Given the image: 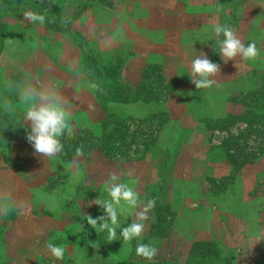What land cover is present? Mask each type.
Masks as SVG:
<instances>
[{
	"label": "crops",
	"instance_id": "obj_1",
	"mask_svg": "<svg viewBox=\"0 0 264 264\" xmlns=\"http://www.w3.org/2000/svg\"><path fill=\"white\" fill-rule=\"evenodd\" d=\"M258 3L259 6L252 23L248 22L247 25L243 23L244 26L241 24L239 28L237 26L236 33L240 34L245 43L249 42L247 38H257L258 46H264V0H259ZM159 14H162L164 18L168 17L166 15H172V12H168L165 7L162 10L152 8L150 12L142 15L149 19V16L158 17ZM194 16L198 24H194L190 30V38L183 37L188 32L180 28L173 27L172 31H164L165 29L158 25L140 24L139 26V22L134 23L128 28L130 30L129 46H133L130 51H134L129 57L137 63L136 69L123 67L120 72L117 70L118 72L112 76L107 74L108 82L104 81L99 89L90 87L91 84H96L94 76L88 72H82L83 54L76 55L75 70L72 59V65L69 64L68 73L65 71L64 76L53 79L55 76L50 72L48 77H46L47 73L43 74V71L38 73L39 79L53 80L70 96L67 106L71 112L72 141L79 142L83 139L81 131L100 133L104 126L105 130L110 131V128L114 126L115 116L121 115L128 118L125 124L128 129L125 142L117 140L118 148L112 150L104 146L97 145L96 147L97 165L94 168H86V172L87 170L88 172L93 171L91 174L95 177V183L88 181L85 187H91L94 184L96 186L94 190L96 193L89 197L73 196L70 190L67 196V191L64 193L62 185L56 183L58 175L77 172L73 168L76 161H78L77 166L79 164L82 167L87 166L88 156L85 150L86 155L80 157L75 156V151L68 155L65 154L66 151H63L58 158H48L35 153L26 141L28 122L24 121L26 105L20 100V91L22 92L23 86L19 80L25 78L27 72L21 73L19 64L23 59L20 56L13 59L10 56L11 48L4 43L0 52V68L4 69L2 78L6 80L4 82L6 87L0 89V106L3 107H1V112L9 113L0 118V136L1 138L7 136L5 130L8 131L10 127L16 133L9 136L8 142L12 145L24 144L25 157L31 158L34 163H38V159L46 160L44 162L49 167L45 169V172L42 168L43 164L41 167L38 165L37 169L31 166L25 171L24 169L17 170L18 175L29 176L25 183L28 191L45 189L43 184H46V180L50 184L54 183L44 197L45 199L42 200L44 208L47 207L53 215L37 214L25 217V219L30 217L29 223L33 224V229L20 224L28 235L33 236L34 240L36 238L37 241L39 235L41 238L38 239L50 238L48 233L53 230L52 225L62 221L67 223L74 221L80 224L82 232L78 239L86 238L91 241L98 239L99 233L87 224L85 215L93 217L94 212L97 216L103 215V210L98 205L96 210L90 211L93 208L92 205L84 210L83 203L86 205L90 203L89 198L103 199L100 188L104 185L109 173L114 172L119 175L121 182L127 180L133 183L136 191L139 190L138 187L150 191L153 185L156 187L163 183L159 189L155 188L162 194L166 193L167 188L164 186L169 180V175L172 180L168 188L170 205L167 204L166 216L168 218V214L173 215L174 211L176 212V231L190 239L212 243L219 249L217 245L232 249L235 253L233 264H264V180L261 179L264 174V149L252 154L251 159L250 155H245L243 152L239 160L240 165L235 166L233 159L238 160L239 155L230 156L231 150L224 148L222 142L228 135H237L235 133L243 131L245 128L243 120L237 121L229 129H204L208 126L207 122L224 118L238 109L242 110V93L262 87L264 84V49H260L258 59L245 60L237 56L234 60L225 63L218 52V37L212 30L213 23L208 20L204 22L199 13H194ZM140 31L144 32V37H137L134 34ZM181 32L184 34L180 35ZM259 40L263 43L260 44ZM121 42L122 38L119 35L107 48L113 50L114 57L124 54ZM166 45L172 52L164 50L163 47ZM176 47H181V51H187V49L188 51L186 54H181L182 58L176 59L173 58L175 54L173 48ZM198 47H205L206 56L220 65V74L213 78L216 83L210 88L195 89L188 76L192 59L201 55L197 51ZM65 56V54L62 55L59 64H56V61H48L50 69L59 67ZM119 59L117 58L118 62L114 63L123 64L127 60L124 57ZM78 61L80 64H76ZM24 63L26 67L22 66V68L27 70V63L23 60ZM14 82L17 85L13 86ZM169 86L171 87L168 88ZM260 90L263 92L264 86ZM238 95L240 103L233 102L232 97ZM5 105H10L13 110L7 111ZM151 128H155L153 135L150 132ZM76 133L79 137H75ZM65 139L71 140L67 137ZM139 143H144V146L139 148ZM130 146L134 148L131 149ZM29 147L32 149H28ZM137 153L140 155L137 156ZM13 155L16 158L19 157L16 152ZM13 157L8 155V158L14 162ZM123 162L124 165L120 164ZM128 169L134 170L132 176L127 175ZM11 171L15 173L14 170ZM82 171L84 173L83 168ZM42 174H44L43 179L40 181L39 176ZM223 180H226L223 190L214 193L213 183L216 186L215 183ZM71 198H74L76 202L73 203ZM70 202L72 205L66 207ZM147 215L148 219L144 221L146 224L144 238L150 235L154 223L149 212ZM121 216L122 213L120 223L126 226L128 222L124 221ZM8 221L9 218L5 222L8 223ZM1 222H3L2 219ZM92 230L94 232L91 233ZM119 231L117 229V232ZM45 233L47 235H44ZM75 234L77 236V232ZM75 249L81 256L87 254V250L81 243H77ZM220 251L222 252L221 249ZM17 253L25 254L29 251L18 247ZM35 253L42 255L40 250L34 252L33 255ZM28 260L30 259L27 258L21 264H41L36 261L29 263Z\"/></svg>",
	"mask_w": 264,
	"mask_h": 264
},
{
	"label": "rangeland",
	"instance_id": "obj_2",
	"mask_svg": "<svg viewBox=\"0 0 264 264\" xmlns=\"http://www.w3.org/2000/svg\"><path fill=\"white\" fill-rule=\"evenodd\" d=\"M258 1L259 0H0V11L4 15V20L7 21L4 30V43L11 48L10 56L13 59L20 56L27 63V70L22 68V66L25 65V63L23 64V60L19 64L21 73L27 72L25 78L23 77L19 80L23 88L27 83L38 78L37 75L40 71H43V74L47 73L46 77H48L50 72L55 76L53 79L61 77V75L64 76V74L68 73L69 64L72 59L73 69L75 70L74 62L76 61V55L80 56L83 54L82 72H88L93 75L95 78L94 82L96 85L98 82L97 89H99V86L104 83V81L108 82L107 77L114 75L118 72L117 70L120 72L123 67L131 70L136 69L137 63L131 59L132 57H129L130 53L134 51H130L133 46H129L130 30H128V28L133 26L134 23L139 22V26L140 24L158 25L163 27L165 29L164 31H172L171 28L173 27H175V29L180 28L188 32V34H184L183 32L179 34L182 35L183 33V37L190 38V30H192L194 24H198V20L196 21L194 13H199V15L203 17L202 19H204V22L208 20L211 23H227L236 32L241 24L245 23L247 25L248 22L252 23L259 6ZM163 7H165L168 12H172V15H166L168 17L163 18L162 14H159L158 17L155 15L152 17L149 16V19L142 15L150 12L152 8H160L162 10ZM29 10L44 15L45 22L40 24L39 22L29 23L26 21L23 18V13ZM117 27L122 30V35H120V37L122 38L121 44L124 48V54H121L120 57H114L113 50L107 49L109 48L108 46L113 43L112 37L116 34ZM90 32L92 33L91 35ZM134 34L137 37H144L143 31L134 32ZM236 34L242 40L240 34H238V32ZM102 38L103 40H101ZM219 38L222 39L223 37L221 36ZM247 39L249 42L255 41L259 50L264 49V46H258L256 41L257 38ZM140 41L143 42L142 39H140ZM260 41L261 40H259V42ZM261 43L263 42H260V44ZM163 48L168 52H172L167 45ZM204 48L198 47L197 51L202 54V52L204 53ZM142 49L144 50L145 47ZM173 49L175 50L173 58L176 59L182 58L181 54H186L188 51V49L187 51H181V47ZM64 54L66 56L62 59V64L57 68L52 67L50 69L48 61H56V64H59ZM258 56L255 59H258ZM123 57L128 60H126L127 62L124 61L125 63L122 61L124 65L122 63H114L115 61L118 62L117 58L121 60ZM76 64H80L79 61L76 62ZM102 66L104 70H102ZM3 74L4 69L0 68V89L6 87V85H4L6 80L2 78ZM48 80L51 79H45L43 81ZM15 85H17L16 82L13 83V86ZM263 86L264 84H262V87ZM262 87L260 89H262ZM59 89L66 100H68L70 96L67 95L65 89ZM257 96L261 97V99L258 100L259 107L264 108V96L261 91L257 93ZM234 98H232L233 102L240 103L239 95ZM251 104L254 105V102L252 101ZM255 105H257V103ZM1 107L2 106H0V118H2V115H8L9 113L1 112ZM249 109H251V107ZM242 111L243 107L242 110L238 109L232 114L239 116ZM260 120L262 122L264 118ZM211 124L215 125L214 120L207 122L208 126L204 127V129L213 130ZM150 132L151 135H153L155 128H151ZM259 132L254 127L248 131L244 130L241 132V136L237 138L238 140L230 138L227 142L223 141L222 146L231 150L229 153L232 157L242 155L244 152V154L250 155L251 158L253 153L264 149V137L259 135ZM5 133L7 136L3 138L0 136V197H4L0 199V264H19V262L21 264L27 258L30 259L28 260L29 263L36 261L41 264H182L183 262H190L192 264L194 263L193 261L198 258L200 250L205 247L203 245L200 246V244L195 245L197 242L202 243L201 241L190 239L183 236L181 232L175 230L177 221V214L175 211L173 215L168 214L169 217L167 218V204L169 203L170 205L168 188L172 180V177L169 178V175V180L166 181L167 183L164 186V188H167L164 194H162L161 191L157 192L158 190H155L157 187L159 189L163 183L161 185H156V187L153 185L150 191H146L141 187H138L139 190H137L140 193V199H155L156 205L149 213L153 222H159V228H155L153 236L150 234L151 236L149 238L143 237L146 235L145 227L142 236L129 243L123 242L122 239L109 242L106 239V232L99 233V238L97 240L94 239L91 241V239L88 240L86 238L78 239L82 232L80 224L74 221L69 223L62 221L59 224L55 223V225H52L53 230L48 233L50 238L44 239L43 237V239H38L39 237L41 238L39 235L37 242L36 238L34 240L33 236L28 235V232L23 230L20 224L30 228L33 226L32 223H29L31 219L30 217L29 219H25V217L35 216L37 214L53 215V212L47 209V207L44 208L42 204L44 202L42 200L45 199L44 197H46L48 190L54 183L50 184L48 180H46V184H43L45 185V189L39 188L38 191H28L29 189H26L27 184L25 183L28 181L29 176H20L17 174V170L24 169L25 171V169L31 166L37 169L38 165L41 167V164H43L44 167L42 168H44L45 172V169H48L49 166L44 162L46 160L38 159L39 162H35V164L32 162L31 158H26V147L24 144L12 145L8 142L9 136L14 135L16 131L11 130L9 127L8 131L5 130ZM238 133H240V131L235 134ZM84 139L86 140L84 141ZM235 141H237V143ZM61 142L64 145L63 151H66V155L71 154L77 147L83 145L88 156V164L84 167L80 164L77 166L78 161H76L73 164V168L76 169L77 172L74 171L71 174L67 173L63 175L59 173L60 175H58L59 178L56 183L62 185L64 193L67 191V196L69 190L72 191L71 194L73 196L84 195L89 197V195L95 194V184L91 186L94 189L85 187V183L88 181L95 183V177L91 174L93 171L88 172L87 170L86 172L87 167L94 168L95 165H97L95 140L91 136L89 138L83 137L81 141L75 142V140L72 141L71 139L68 141L63 137L61 138ZM141 146L143 147L144 143H139V148H141ZM130 147L131 149L134 148L133 146ZM28 149L32 148L29 147ZM14 152H16L19 157L16 158L15 155H13ZM9 154L14 156V162L11 158H8ZM139 155L140 153H137V156ZM85 161L86 160H84V162ZM120 164L124 165V162ZM82 168L84 169V173ZM11 170H14L15 173ZM43 175L44 174L39 176L40 181H42ZM261 179L264 180V174ZM123 182L129 183L130 186L133 187V183L127 180ZM215 184L216 186H214L213 183L215 188L212 186V191L214 193L221 192L225 187L226 180ZM100 193L104 196L103 199L108 198L107 193L104 191V185L100 188ZM89 199L91 202L92 198ZM70 200H73V203L76 202L74 198ZM33 204H36V206H33ZM70 204L71 202L68 203L66 207H68V205L70 206ZM83 204L84 210H86V203ZM96 206L97 205L92 204L93 208L90 211L93 209L96 210ZM92 215L94 218L97 216L96 212ZM163 216H165L164 219ZM121 217L124 221L128 223L131 222L132 217L127 209H125ZM7 218H9L8 223L5 222ZM1 219L3 222H1ZM24 222H26V224ZM33 228L34 227L30 229ZM76 232L77 236L75 234ZM92 232L94 231L92 230L91 233ZM44 235L47 234L45 233ZM117 235H119V232H117ZM146 239L148 241L144 242ZM97 241L98 243H96ZM48 242L65 248L64 258L62 260H56L51 255L46 248ZM67 243H69V246ZM77 243L83 245L88 255L85 254L81 256V254L77 252L75 249ZM137 243L153 245L158 249L157 254L152 260L137 256L135 253ZM214 246L216 247V245ZM217 246L220 247L222 253L232 254L235 257V253L232 249L228 247L223 248L221 245ZM18 247L25 248L29 253H17ZM37 248L42 251V255L36 253L33 255L34 252L38 251ZM45 251L46 253H44Z\"/></svg>",
	"mask_w": 264,
	"mask_h": 264
},
{
	"label": "clouds",
	"instance_id": "obj_3",
	"mask_svg": "<svg viewBox=\"0 0 264 264\" xmlns=\"http://www.w3.org/2000/svg\"><path fill=\"white\" fill-rule=\"evenodd\" d=\"M23 18L29 23L45 22V16L33 11H25ZM212 30L219 45V55L227 63L234 60L237 56L245 60L255 59L260 50L255 41L245 43L227 23L221 24L214 22ZM92 33L90 32V35ZM122 35V30L117 27L116 35ZM220 74V65L211 61L205 53L195 57L191 61L190 72L188 74L190 82L195 89L210 88L216 80L213 79ZM11 87V85H10ZM90 87L98 88V85L91 84ZM20 100L26 105L24 121L28 122L25 139L32 146L35 153L48 158H58L63 154L64 145L61 138L72 139L73 126L71 124V112L68 110V101L53 81H43L36 78L27 83L20 95ZM7 111H12L10 105H5ZM84 155L83 145L75 149V156ZM134 170L128 169L127 175L132 176ZM104 191L107 199L95 198L87 203L98 205L103 210V215L93 218L85 215L87 224L98 233L107 234V241L111 242L122 239L129 243L142 236L145 230L144 221L148 219L147 213L155 207V199L150 198L146 201L140 199V193L129 183L120 181V176L116 173H109L104 181ZM4 197H0L3 199ZM127 209L132 217L131 222L122 226L120 214ZM119 229V235H117ZM258 241V240H257ZM46 248L56 260L64 258L65 248L52 242L46 244ZM158 249L151 244L137 243L135 253L147 260H152L157 254Z\"/></svg>",
	"mask_w": 264,
	"mask_h": 264
},
{
	"label": "trees",
	"instance_id": "obj_4",
	"mask_svg": "<svg viewBox=\"0 0 264 264\" xmlns=\"http://www.w3.org/2000/svg\"><path fill=\"white\" fill-rule=\"evenodd\" d=\"M2 9V6H1ZM4 15L0 11V52L2 51V48L4 46V30H5V24L6 20H4ZM104 67L102 66V70ZM169 86L168 88H170ZM261 91V93L264 96V91L260 90V88H256L255 90H251L248 92L242 93V101L241 103L243 104V111L239 116L229 114L224 118H219L214 120L215 125L211 124L212 129L213 128H219V129H229L231 126H233L237 121L243 120L245 124V130H250L253 127L258 130L262 137H264V120L261 122L260 119L264 118V108L259 107V102L258 100L261 99L260 96H257V93ZM234 98V97H232ZM236 99V98H234ZM233 99V100H234ZM244 99V100H243ZM252 101L254 102V105H252ZM257 103V105H255ZM251 107V109H249ZM128 118L125 116H115L114 118V126L110 128V131L105 130V126L102 128L100 133L91 132V131H81L83 133L84 137H91L95 139V146L97 145L99 147L104 146L108 150H112L113 148H118L116 145V142H125V137L127 136V126L125 125L127 122ZM124 124V126H123ZM259 124V125H258ZM257 125V126H256ZM126 126V127H125ZM104 129V130H103ZM238 133L237 135H228V137L224 140V142H227L230 138H233L235 140H238L237 138L241 136V132ZM75 137H79V135L76 133ZM86 139H84L85 141ZM237 143V141H235ZM263 151V149L261 150ZM255 154V153H253ZM247 155V154H245ZM241 156L239 155L238 160L233 159V163L236 165H240ZM252 158V156H251ZM250 158V159H251ZM245 160V159H242ZM247 160V159H246ZM163 221V220H162ZM155 228H159V222L155 221L152 225V231L151 235L153 236V232H155ZM151 235H149L146 238H149ZM97 240V239H96ZM148 240H144V242H147ZM200 244V246H205L203 247L198 255V258L195 259L192 264H233V255L230 254H224L220 251L219 248L215 247L212 243L209 242H202V243H195V245ZM157 260V259H156ZM182 264H191L190 262H183Z\"/></svg>",
	"mask_w": 264,
	"mask_h": 264
}]
</instances>
